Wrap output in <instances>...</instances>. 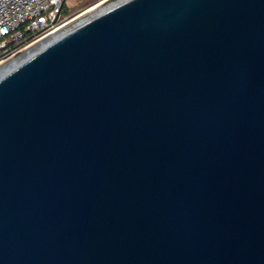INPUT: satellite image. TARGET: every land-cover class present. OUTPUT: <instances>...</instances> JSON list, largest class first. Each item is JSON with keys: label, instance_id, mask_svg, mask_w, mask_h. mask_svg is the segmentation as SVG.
Here are the masks:
<instances>
[{"label": "water", "instance_id": "1", "mask_svg": "<svg viewBox=\"0 0 264 264\" xmlns=\"http://www.w3.org/2000/svg\"><path fill=\"white\" fill-rule=\"evenodd\" d=\"M0 264H264V0H124L0 69Z\"/></svg>", "mask_w": 264, "mask_h": 264}, {"label": "built area", "instance_id": "2", "mask_svg": "<svg viewBox=\"0 0 264 264\" xmlns=\"http://www.w3.org/2000/svg\"><path fill=\"white\" fill-rule=\"evenodd\" d=\"M122 1L92 0L76 12L64 14L69 0H0V69Z\"/></svg>", "mask_w": 264, "mask_h": 264}, {"label": "rangeland", "instance_id": "3", "mask_svg": "<svg viewBox=\"0 0 264 264\" xmlns=\"http://www.w3.org/2000/svg\"><path fill=\"white\" fill-rule=\"evenodd\" d=\"M92 0H69L68 4L64 7V14H71L80 9L81 6L88 4Z\"/></svg>", "mask_w": 264, "mask_h": 264}, {"label": "bare ground", "instance_id": "4", "mask_svg": "<svg viewBox=\"0 0 264 264\" xmlns=\"http://www.w3.org/2000/svg\"><path fill=\"white\" fill-rule=\"evenodd\" d=\"M99 13H100V12H96V14L94 13V15H93V16H95V15H97V14H99ZM93 16H92V17H93ZM86 20H87V19H86ZM84 21H85V20H84ZM82 22H83V21H82Z\"/></svg>", "mask_w": 264, "mask_h": 264}]
</instances>
